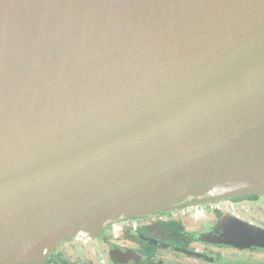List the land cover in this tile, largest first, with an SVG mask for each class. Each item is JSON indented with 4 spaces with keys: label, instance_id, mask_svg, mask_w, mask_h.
I'll use <instances>...</instances> for the list:
<instances>
[{
    "label": "water",
    "instance_id": "95a60500",
    "mask_svg": "<svg viewBox=\"0 0 264 264\" xmlns=\"http://www.w3.org/2000/svg\"><path fill=\"white\" fill-rule=\"evenodd\" d=\"M205 194L264 195V0H0V264Z\"/></svg>",
    "mask_w": 264,
    "mask_h": 264
},
{
    "label": "flooded vegetation",
    "instance_id": "af4514ba",
    "mask_svg": "<svg viewBox=\"0 0 264 264\" xmlns=\"http://www.w3.org/2000/svg\"><path fill=\"white\" fill-rule=\"evenodd\" d=\"M260 205L264 195L187 196L169 211L121 216L110 220L98 236L81 233L65 240L38 264H264V248H240L215 240L224 222L264 230V209L255 215L259 222L242 216Z\"/></svg>",
    "mask_w": 264,
    "mask_h": 264
},
{
    "label": "rangeland",
    "instance_id": "374dc122",
    "mask_svg": "<svg viewBox=\"0 0 264 264\" xmlns=\"http://www.w3.org/2000/svg\"><path fill=\"white\" fill-rule=\"evenodd\" d=\"M228 208L230 209V206H228ZM262 209H264V205H260V207H258L257 210L251 212L250 214L247 213L246 215H242V216H245V217L251 218V219H252L253 221H255V222H259V221H260V218L257 217V216H255V215H257L258 211H261ZM230 210H232L233 212H236L234 208H231ZM168 211H169V210H168ZM168 211H167V212H168ZM241 214H243V213L241 212ZM167 215H168V214H167ZM206 218H209V216H206ZM160 253H161V252H160ZM161 254H163V253H161ZM77 255H78L79 257H83L82 254H77ZM227 263L229 264V261H228ZM230 264H231V263H230Z\"/></svg>",
    "mask_w": 264,
    "mask_h": 264
}]
</instances>
